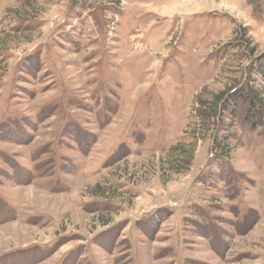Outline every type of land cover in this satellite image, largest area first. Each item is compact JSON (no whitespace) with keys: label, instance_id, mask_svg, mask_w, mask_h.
Instances as JSON below:
<instances>
[{"label":"rangeland","instance_id":"rangeland-1","mask_svg":"<svg viewBox=\"0 0 264 264\" xmlns=\"http://www.w3.org/2000/svg\"><path fill=\"white\" fill-rule=\"evenodd\" d=\"M0 264H264V0H0Z\"/></svg>","mask_w":264,"mask_h":264}]
</instances>
